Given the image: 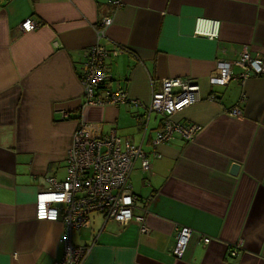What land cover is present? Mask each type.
Wrapping results in <instances>:
<instances>
[{"label": "crops", "instance_id": "0c3cea01", "mask_svg": "<svg viewBox=\"0 0 264 264\" xmlns=\"http://www.w3.org/2000/svg\"><path fill=\"white\" fill-rule=\"evenodd\" d=\"M200 17L219 21L216 38L195 34ZM26 18L39 26L23 31ZM98 42L109 51L108 87L125 90V103L85 104L80 78ZM120 46L127 49L112 54ZM244 48L264 56V0H0V264L62 256L64 223L38 219L36 198L49 177L66 178L79 126L91 136L115 131L150 160L149 170L137 162L130 174L135 214L147 207L149 230L92 214L90 227L72 233L74 244L92 245L83 264H264V75L242 81L233 65L227 85L213 82L218 61ZM166 78L199 85L202 100L173 119L203 129L154 148L161 116L152 113L144 127L146 109L133 99L148 103ZM235 107L240 115L229 114ZM183 227L193 234L180 258Z\"/></svg>", "mask_w": 264, "mask_h": 264}, {"label": "built area", "instance_id": "2783aa9c", "mask_svg": "<svg viewBox=\"0 0 264 264\" xmlns=\"http://www.w3.org/2000/svg\"><path fill=\"white\" fill-rule=\"evenodd\" d=\"M112 17L103 18L98 28V36L106 35L107 28L112 24ZM39 26L32 18H26L21 23L25 32L33 31ZM196 35H204L214 39L219 34V21L200 17L197 19ZM124 46L117 47L112 54L126 50ZM107 48L96 43L87 50V60L84 64L81 83L85 104L119 105L129 101L125 90H113L108 87L111 74L106 69ZM233 65L241 68L237 78L244 81L251 74L264 75V56L252 55L244 48L238 59L234 61L219 60L213 76V82L227 85L235 74ZM202 100L199 85L192 80L181 78H166L162 81L160 90L153 92L151 100L143 103L133 99V102L145 107L143 125H147L152 113L161 116L162 127L157 131L152 144L167 143L175 136L192 141L202 131L203 126L195 122L175 121L173 116L184 108ZM231 115H240L238 107L229 111ZM63 116H69L64 111ZM159 156L157 152L154 153ZM137 162L144 171L150 169L148 152L142 144L135 143L111 132L107 136H91L83 126H79L74 134L72 145L67 154V176L63 181L49 177L50 188L41 191L36 198V216L40 220H60L64 223V233L60 239L63 245L62 256L51 264H83L91 251V244L77 245L72 240L74 230L90 227L92 214L100 213L105 220H115L127 224L133 219L141 222V230L146 232L145 224L147 207L141 214H135L138 195L133 192L130 174ZM193 230L188 227L179 228L176 235L174 253L184 257ZM205 243L212 241L206 236Z\"/></svg>", "mask_w": 264, "mask_h": 264}, {"label": "water", "instance_id": "95a60500", "mask_svg": "<svg viewBox=\"0 0 264 264\" xmlns=\"http://www.w3.org/2000/svg\"><path fill=\"white\" fill-rule=\"evenodd\" d=\"M238 169H239V165L238 164H233L232 168H231V172L232 173H237Z\"/></svg>", "mask_w": 264, "mask_h": 264}]
</instances>
